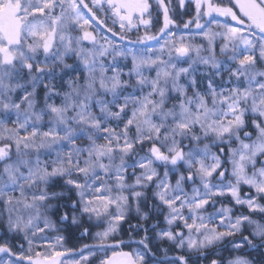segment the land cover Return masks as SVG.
<instances>
[{"label":"snow or ice","instance_id":"1","mask_svg":"<svg viewBox=\"0 0 264 264\" xmlns=\"http://www.w3.org/2000/svg\"><path fill=\"white\" fill-rule=\"evenodd\" d=\"M0 264H264V0H0Z\"/></svg>","mask_w":264,"mask_h":264},{"label":"trees","instance_id":"2","mask_svg":"<svg viewBox=\"0 0 264 264\" xmlns=\"http://www.w3.org/2000/svg\"><path fill=\"white\" fill-rule=\"evenodd\" d=\"M71 62V61H69ZM126 227V226H125ZM66 235H68V233H65ZM79 236V232L73 230L71 232V240H70V245L76 244L77 243V237ZM84 242H88V241H84Z\"/></svg>","mask_w":264,"mask_h":264}]
</instances>
